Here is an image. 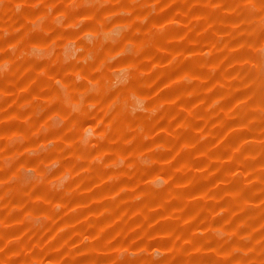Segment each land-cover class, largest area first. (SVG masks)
Returning a JSON list of instances; mask_svg holds the SVG:
<instances>
[{
  "label": "rangeland",
  "instance_id": "rangeland-1",
  "mask_svg": "<svg viewBox=\"0 0 264 264\" xmlns=\"http://www.w3.org/2000/svg\"><path fill=\"white\" fill-rule=\"evenodd\" d=\"M159 4L148 31L163 29V36L141 39L137 49L140 63L150 65L146 74L154 77L148 87L155 88L153 96L161 97L166 107L147 125L124 126L132 133L125 145L134 143L138 150L151 152L153 166L128 163L113 170L117 163L113 157L123 154L113 150L121 136L93 156V160L104 157L102 168L84 166L73 174L77 182L69 189L70 198L50 197L46 186L28 194L5 187L0 237L8 246L16 240L31 241L26 251L11 253L8 259L30 257V264H117L115 258L125 249L144 241L137 249L144 251L161 240L169 242L168 264H245L264 242V236L256 239L264 233V117L252 115L259 106L243 110L251 97L242 95L233 71L242 62L227 30L235 28L231 13L224 0H159ZM119 37L114 32L106 38ZM31 71L26 68L20 78L0 81L7 97L0 135L17 130L18 123L10 119L19 115L17 104L34 97L36 82L26 75ZM45 72L39 68L36 74ZM186 76L192 84L183 82ZM132 101L133 111L142 108L137 97ZM93 119L95 123L84 128L89 137V128L98 130L104 123L103 117ZM140 127H145L147 141L136 134ZM135 155L129 151L126 159ZM160 175L166 183L153 186L151 181ZM0 178L7 181L8 174ZM22 180L28 183L32 177L25 174ZM49 207L64 210L48 215L50 227L42 235L41 221L26 226L29 216L47 214ZM247 264L257 262L253 258Z\"/></svg>",
  "mask_w": 264,
  "mask_h": 264
},
{
  "label": "clouds",
  "instance_id": "clouds-1",
  "mask_svg": "<svg viewBox=\"0 0 264 264\" xmlns=\"http://www.w3.org/2000/svg\"><path fill=\"white\" fill-rule=\"evenodd\" d=\"M224 3L231 13L230 23L235 25L227 30L239 47L236 55L242 62L233 69L238 74L237 86L243 89V96L251 97L243 110L259 106L260 111L252 115L264 117V0ZM159 9V0H0V81L16 80L31 68L26 75L37 88L34 97L17 104L19 115L10 118L18 123L17 130L0 135V177L8 174L7 181L0 178V200L5 187L28 194L46 186L50 197L70 198L69 189L77 182L73 174L84 166L102 168L107 161L102 156L93 160V156L112 147L109 141L121 136L113 150L121 149L123 154L113 157L117 161L113 170L126 168L128 163L140 168L153 166L151 152L138 150L134 143L125 145L132 133L124 126L147 125L166 107L161 97L153 96L155 88L148 87L154 77L146 74L150 65L140 63L142 55L137 49L141 39L163 36V29L148 31ZM134 16L139 18L130 23ZM114 32L120 33L119 39L106 38ZM37 52L42 55L38 57ZM39 68L47 72L37 76ZM183 82L192 84L193 80L186 76ZM133 96L143 104L136 111ZM6 98L0 90V117ZM94 117H103L104 123L98 130L89 128V137L84 128L95 123ZM4 123L0 119V125ZM144 133L145 127L137 129L136 134L147 141ZM129 151L136 152L131 161L126 159ZM25 174L32 177L28 183L22 180ZM151 183L163 185L165 176H156ZM63 210L49 207L47 214L29 216L26 226L41 221L42 235L50 227L48 215L57 216ZM260 236L264 233L256 239ZM168 243L156 240L144 251H137L141 244H136L115 259L117 264H168ZM30 244L26 238L8 246L0 237V264H30V257L8 259L11 253L26 251ZM253 258L264 264V242L256 246L253 256L245 258V264Z\"/></svg>",
  "mask_w": 264,
  "mask_h": 264
}]
</instances>
